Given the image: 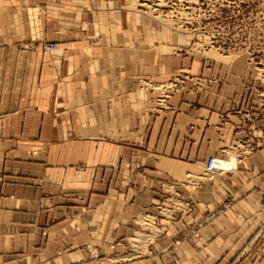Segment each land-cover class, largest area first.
<instances>
[{
	"label": "crops",
	"instance_id": "0c3cea01",
	"mask_svg": "<svg viewBox=\"0 0 264 264\" xmlns=\"http://www.w3.org/2000/svg\"><path fill=\"white\" fill-rule=\"evenodd\" d=\"M142 1L0 0V264H264V83Z\"/></svg>",
	"mask_w": 264,
	"mask_h": 264
},
{
	"label": "rangeland",
	"instance_id": "374dc122",
	"mask_svg": "<svg viewBox=\"0 0 264 264\" xmlns=\"http://www.w3.org/2000/svg\"><path fill=\"white\" fill-rule=\"evenodd\" d=\"M159 1L165 2L164 5H166L161 8L155 7L160 3ZM178 1L179 0L172 1L173 3H177V6H173V4H170L171 7H168V2L166 0H144L142 1L144 3H138L137 9L144 10V12L150 18L157 20L162 28L172 30L173 32L181 34V36L184 37L187 42L194 40L195 42L202 44L204 50L212 49L216 52L215 54H217L219 58L229 61L235 60L236 58H239L241 56H245L247 60H249V54L246 52L245 43L247 37L250 34L244 31V24L246 15L250 13L251 16H248V22L253 30L252 32H250V54L252 55L251 58L254 59L251 64L256 70V78L264 83V71H261L262 69H264V32H259L258 27L263 26L264 28V0H250L251 4L248 9L249 11H244L245 13L242 12L243 8H239L238 6L241 5L239 2L240 0H236V4L226 3V5H229V7L226 8L216 6V9H218V15L214 19H202V27L208 28L210 30L207 31V33L203 31L201 33L203 34V37L198 36V33L196 31L184 25L182 19L187 17L188 15L184 12H180L177 9V7H179ZM189 2L195 3L197 2V0H191ZM201 2H205V0H201ZM140 3L142 4L140 5ZM144 4H146L147 6L142 7ZM233 6L235 8H233ZM175 7V10L178 13L175 12L174 14H172V11ZM194 7L198 8L199 6L194 5ZM203 8L207 9V5L203 6ZM211 37L213 38V41L217 42L211 44ZM188 50L189 52L191 51L190 49ZM228 51L232 52L231 55H227L230 54V52ZM236 53H239L240 55H236ZM215 54L213 53L212 55L215 56ZM253 87L254 89L260 88L261 90H264V88H261L260 86ZM261 97L264 98V95H261Z\"/></svg>",
	"mask_w": 264,
	"mask_h": 264
},
{
	"label": "built area",
	"instance_id": "2783aa9c",
	"mask_svg": "<svg viewBox=\"0 0 264 264\" xmlns=\"http://www.w3.org/2000/svg\"><path fill=\"white\" fill-rule=\"evenodd\" d=\"M7 1L8 2H16L18 0H7ZM166 1L168 2V7H171L170 4H173V6H177L176 5L177 3L172 2L175 0H166ZM189 1H191V0H179L178 1L179 7H177V9L180 12H184L185 14L188 15L187 17L182 19L184 25H186V27L191 28L192 30L196 31L198 33V36H201V37H203V34H201L203 31H205L206 33H207V31H210L208 28L202 27L203 26L202 19L203 20H208V19H212V18L214 19L218 15V9H216V6L226 8V7H229V5H226V3L227 4H236L237 3L236 0H205V2H201V0H197V2H195V3H191ZM239 2L241 5H238V6H239V8H243L242 9L243 13L249 11L248 9H249L250 4H251L250 0H240ZM194 5H197L199 7L195 8ZM202 5L203 6L207 5V9H204ZM180 6H181V8H180ZM233 8H235V7L233 6ZM175 9H176V7L172 11V14L177 12ZM238 12H239V10H238ZM207 13H210V14H207ZM166 15H169V14H166ZM248 16H251V14L249 13L246 15L245 24H244V31H246V33H248L250 35L247 37L245 47H246V52L249 54V60L248 61H249V63H252V61L254 59L251 58L252 55L250 54V47H251V44H250L251 33L250 32H252L253 30L249 25ZM258 27H259V32H264L263 26H258ZM234 32H236V31H234ZM205 37H208V36H205ZM211 39H212L211 44H214L217 42V41H213L212 37H211ZM43 49L46 52H54L58 49V44L47 43V44H44ZM233 50H235V49H233ZM228 52H230V51H228ZM231 53L232 52H230V54H227V55H231ZM236 55H240V54L236 53ZM261 71H264V69H262ZM263 77H264V75H263ZM255 91L258 94H260V96L264 95L263 94L264 90H261L260 88H256ZM262 105L264 106V104H262ZM219 159L220 158L218 156H210L208 158V160L206 161V163L204 165V172H205L206 177L213 179V178L220 176L224 173L232 171L233 167H230L228 169H224L221 166ZM234 261L236 263L238 261H240V256L235 258ZM169 264H182V263L176 257H173Z\"/></svg>",
	"mask_w": 264,
	"mask_h": 264
},
{
	"label": "bare ground",
	"instance_id": "6f19581e",
	"mask_svg": "<svg viewBox=\"0 0 264 264\" xmlns=\"http://www.w3.org/2000/svg\"><path fill=\"white\" fill-rule=\"evenodd\" d=\"M160 3L158 4V5H156L155 7H157V8H161V7H163V6H165L164 5V3L165 2H163V1H159ZM147 5L146 4H144L142 7H146ZM157 12V11H156ZM219 162H220V164H221V166L224 168V169H228V168H230V167H235V160H233L232 162H228L227 160H222V159H219Z\"/></svg>",
	"mask_w": 264,
	"mask_h": 264
}]
</instances>
